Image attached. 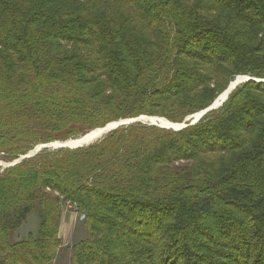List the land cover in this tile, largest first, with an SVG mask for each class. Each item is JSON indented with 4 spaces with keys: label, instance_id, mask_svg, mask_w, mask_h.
<instances>
[{
    "label": "trees",
    "instance_id": "obj_1",
    "mask_svg": "<svg viewBox=\"0 0 264 264\" xmlns=\"http://www.w3.org/2000/svg\"><path fill=\"white\" fill-rule=\"evenodd\" d=\"M264 78V0H0V160L120 119L183 122ZM264 264V82L0 166V264ZM37 213L36 234L12 233Z\"/></svg>",
    "mask_w": 264,
    "mask_h": 264
},
{
    "label": "rangeland",
    "instance_id": "obj_2",
    "mask_svg": "<svg viewBox=\"0 0 264 264\" xmlns=\"http://www.w3.org/2000/svg\"><path fill=\"white\" fill-rule=\"evenodd\" d=\"M238 76H240V75H237V77ZM248 76H250V75H248ZM222 103L223 104H221L218 108H220L224 105V102H222ZM147 116H150V115H147ZM156 117H162V116H156ZM150 123H151L150 121H146L143 124L153 125ZM155 126H158V125H155ZM158 127H161V126H158ZM162 128H164V127H162ZM61 142H64V140L57 139V140L52 141V142H45V143H53L54 145L53 146L50 145L47 148H43L38 153L42 152L43 150L48 151V152H54V151H57L59 149H62V148H59L57 146L58 143H61ZM42 144H44V143L37 144L35 146V148L31 149L30 151L35 150L36 147H38L39 145H42ZM30 151H28L27 153H29ZM21 156H23V155H21ZM19 158H17V159H19ZM0 162L2 163V165H0V166H2L3 169H5V164L9 163L8 161H5V160H0ZM63 215L64 216L66 215L64 224L62 222ZM83 216H85V215L83 213H81L79 210H74V209L70 208L67 203H65V206L62 208L61 220H60V230H59V237L61 238L62 246H61L59 254L55 260V264H73L72 263V247L75 244H77L78 242H80L81 240H84L85 238L88 237V232H87L86 228L84 227V221L86 219V216L85 217H83ZM39 222L40 221H39L38 214L36 212L33 213L20 228H18L16 231H14L12 233L13 240L17 241L19 236H22V235H24V237L28 238L29 235H27V233H29V232L37 233L38 228H39ZM61 228H62V231H61ZM60 231L62 234L60 233Z\"/></svg>",
    "mask_w": 264,
    "mask_h": 264
},
{
    "label": "water",
    "instance_id": "obj_3",
    "mask_svg": "<svg viewBox=\"0 0 264 264\" xmlns=\"http://www.w3.org/2000/svg\"><path fill=\"white\" fill-rule=\"evenodd\" d=\"M238 77L229 84L228 88L221 95H219L218 98L208 108H206V109H204V110H202V111H200L198 113L189 115L183 122H173V121H171V120H169V119H167L165 117L141 115V116L133 117V118L120 119L119 121L110 122V123L106 124L103 127L96 128V129L100 130V135L101 136L99 138H97L95 141L94 140L90 141V139H85V137L87 136L86 134L89 132L88 131L87 133L76 137V138L82 140V142H80V143L69 144V143L65 142V143H58V145L56 143L55 144L59 148H62V149L63 148L75 149V148L87 146V145H90L92 143H95V142L103 139L107 134H109L110 132H112L113 130H115V129L121 127V126H127L129 124L138 123V122L145 123L146 121H150L151 122L150 124L158 125V126H161V127H164V128L174 129V130H182L184 128H187L189 126H192V125L198 123L207 113H209L212 110L217 109L221 104H223L222 102H225L226 99H228L229 94L239 84H241L243 82H246V81H249V80L263 82V81H259L258 78H256V77H252V76H248V75L245 76V77H247V79H239L238 80ZM223 94H225L224 97H221ZM161 118L166 119L169 122V124L168 125H164L162 123H159L157 120H160ZM93 130H95V129H93ZM93 130H90V131H93ZM84 135H86V136H84ZM79 137H84V138H79ZM76 138H70V139H76ZM67 140H64V141H67ZM50 145L53 146L54 144L53 143H44L42 145H39L38 147H36L35 150H32L29 153L21 156L19 159H16L13 162L6 163L5 164V168L10 167V166H14V165L20 163L24 159L33 157L39 151H41L43 148H47ZM0 165H2L1 162H0Z\"/></svg>",
    "mask_w": 264,
    "mask_h": 264
},
{
    "label": "bare ground",
    "instance_id": "obj_4",
    "mask_svg": "<svg viewBox=\"0 0 264 264\" xmlns=\"http://www.w3.org/2000/svg\"><path fill=\"white\" fill-rule=\"evenodd\" d=\"M245 76H247V75H240L238 77V80L239 79H247V77H245ZM258 80L264 82V78H258ZM224 95L225 94H223L221 97H224ZM157 121L159 123L164 124V125H168L169 124V122L166 119H164V118H161L160 120H157ZM86 135H84V136H86L85 139H90V141H93V140L95 141L97 138H99L101 136L99 129H95L93 131H89ZM79 138H84V137H79ZM65 142H67L69 144H75V143L77 144V143L82 142V140L78 139V138H76V139H68L67 141H64V142H61V143H65Z\"/></svg>",
    "mask_w": 264,
    "mask_h": 264
},
{
    "label": "crops",
    "instance_id": "obj_5",
    "mask_svg": "<svg viewBox=\"0 0 264 264\" xmlns=\"http://www.w3.org/2000/svg\"><path fill=\"white\" fill-rule=\"evenodd\" d=\"M65 216H66V215H65ZM65 216L63 215V217H62V222H63V224L65 223ZM61 231H62V228H61ZM61 231H60V233H61ZM31 233H33V232H29V233H27V235H29V234H31ZM33 234H36V233H33ZM61 234H62V233H61ZM23 239H26V237H24V235L19 236V238H18L17 241H20V240H23Z\"/></svg>",
    "mask_w": 264,
    "mask_h": 264
},
{
    "label": "built area",
    "instance_id": "obj_6",
    "mask_svg": "<svg viewBox=\"0 0 264 264\" xmlns=\"http://www.w3.org/2000/svg\"><path fill=\"white\" fill-rule=\"evenodd\" d=\"M66 203L68 204V206H69L70 208H72V209H74V210H78L76 204L72 203L71 201H67ZM83 217H85V216H83Z\"/></svg>",
    "mask_w": 264,
    "mask_h": 264
}]
</instances>
